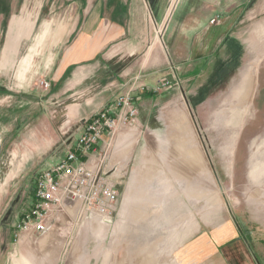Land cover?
Segmentation results:
<instances>
[{
	"label": "rangeland",
	"instance_id": "obj_1",
	"mask_svg": "<svg viewBox=\"0 0 264 264\" xmlns=\"http://www.w3.org/2000/svg\"><path fill=\"white\" fill-rule=\"evenodd\" d=\"M73 1L0 0V264H264V0H153L163 10L151 13L143 38L167 31L175 39L188 16L164 67L134 71L143 49L127 61L113 57L103 87L91 91L96 103L108 94L95 113L129 92L138 108L137 122L121 128L128 141L117 143L118 130L97 146L117 181L116 213L68 203L49 212L46 232L20 234L38 176L84 129L76 119L61 131L51 114L83 90L51 79L66 44L56 39L76 20L64 12ZM248 72L252 96L236 102ZM180 106L192 119L174 137ZM150 130L158 137L148 139ZM38 134L52 138L33 154Z\"/></svg>",
	"mask_w": 264,
	"mask_h": 264
},
{
	"label": "crops",
	"instance_id": "obj_2",
	"mask_svg": "<svg viewBox=\"0 0 264 264\" xmlns=\"http://www.w3.org/2000/svg\"><path fill=\"white\" fill-rule=\"evenodd\" d=\"M72 3L74 4L70 5V12L67 9L64 12L71 13V17L76 20L69 33L68 29L64 27L67 30L56 39V44L64 41H66V44L59 52L57 65L51 75V79L53 82H59L65 76L64 88L74 89L80 86L83 90L78 99L71 100L59 111L51 113L52 119L58 123L61 131H65L66 125L73 123L76 119H81L82 121L89 119L100 109L104 102L103 100L108 95L106 94L107 91L102 93V102L98 101L97 103L95 102L97 99L94 101L95 97L91 95V91L94 88H98V86H102L99 85L98 79L102 75L105 68L104 65L108 59L116 57L119 61H127L135 51L143 49L146 51V56L139 64L133 65L134 71L147 73L162 69L165 60L168 58L165 50L173 47L174 43L178 42V38L183 34L185 28L182 23L188 17L186 15L179 17L180 15L176 14L179 19L175 39L173 38L174 35H172V38L167 37V31L162 37L156 36L152 38L150 36L143 38L138 32L139 30L146 31L147 24L149 26L153 23V16L155 15L151 13L163 10L159 6L154 5L153 0H80V2L77 0ZM46 31L40 35L39 40H44ZM67 38L69 39L66 40ZM56 52L54 50V55H56ZM129 72H131V69L127 68L125 74ZM248 75H250L249 72L245 74L236 89V96L234 95L237 98L236 102L245 103L249 99L245 96V93L248 90L252 76L247 79L246 87ZM172 114L174 116L171 119H174L173 123L177 132L174 137H178V133L181 134L183 132V121L187 119L191 123L192 118L188 108L184 106L173 110ZM161 119L163 118L161 117ZM121 128L119 131L117 130L116 141L118 144H121L123 140L128 141L130 139V135L124 133L123 131L125 130ZM133 136L136 141L138 133L137 135L133 133L131 138ZM154 137H158L157 132L150 130L147 133V138L153 139ZM50 138L52 137L38 134L29 144L30 153L36 154L39 150L49 146ZM181 146L180 148H182ZM14 160L17 159L14 158ZM20 164L18 161L14 167L12 165L5 179V185L17 174ZM110 177L113 179V175H110ZM113 181L117 183L116 180L113 179ZM21 264H27V259L24 258Z\"/></svg>",
	"mask_w": 264,
	"mask_h": 264
},
{
	"label": "built area",
	"instance_id": "obj_3",
	"mask_svg": "<svg viewBox=\"0 0 264 264\" xmlns=\"http://www.w3.org/2000/svg\"><path fill=\"white\" fill-rule=\"evenodd\" d=\"M133 99L129 92L86 119L74 143L67 144L64 158L40 173L34 189L36 201L18 225L21 235L46 232L49 212L68 203L84 206L103 217L116 213L119 189L104 170L107 151L103 156L97 146L106 141V136L113 137L118 128L137 122L138 108Z\"/></svg>",
	"mask_w": 264,
	"mask_h": 264
},
{
	"label": "bare ground",
	"instance_id": "obj_4",
	"mask_svg": "<svg viewBox=\"0 0 264 264\" xmlns=\"http://www.w3.org/2000/svg\"><path fill=\"white\" fill-rule=\"evenodd\" d=\"M255 78L256 77L254 75L250 78L249 85H248V90L245 93V96H247L248 98H250L252 96V90H253V87H254Z\"/></svg>",
	"mask_w": 264,
	"mask_h": 264
}]
</instances>
